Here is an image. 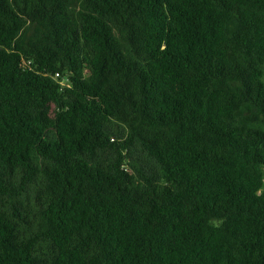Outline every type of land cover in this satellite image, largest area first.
Listing matches in <instances>:
<instances>
[{
  "label": "trees",
  "instance_id": "obj_1",
  "mask_svg": "<svg viewBox=\"0 0 264 264\" xmlns=\"http://www.w3.org/2000/svg\"><path fill=\"white\" fill-rule=\"evenodd\" d=\"M0 264H264V0H0Z\"/></svg>",
  "mask_w": 264,
  "mask_h": 264
}]
</instances>
